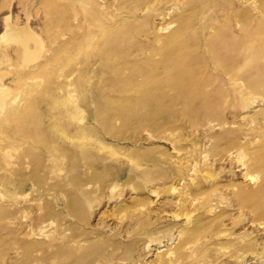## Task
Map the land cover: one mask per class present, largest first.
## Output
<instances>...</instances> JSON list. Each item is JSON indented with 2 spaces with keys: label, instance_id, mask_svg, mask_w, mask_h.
Instances as JSON below:
<instances>
[{
  "label": "rangeland",
  "instance_id": "374dc122",
  "mask_svg": "<svg viewBox=\"0 0 264 264\" xmlns=\"http://www.w3.org/2000/svg\"><path fill=\"white\" fill-rule=\"evenodd\" d=\"M8 25L39 54L4 38ZM181 26L216 109L124 118L155 86L132 73L163 76ZM257 29L262 51L244 68ZM107 31L121 34L106 44ZM217 37L235 49L233 74L212 58ZM0 88V264H264V215L242 199L264 197L247 150L264 135V0H0Z\"/></svg>",
  "mask_w": 264,
  "mask_h": 264
},
{
  "label": "bare ground",
  "instance_id": "6f19581e",
  "mask_svg": "<svg viewBox=\"0 0 264 264\" xmlns=\"http://www.w3.org/2000/svg\"><path fill=\"white\" fill-rule=\"evenodd\" d=\"M183 25H184V22H183ZM181 29H182V26L174 29L170 34H168L166 36V38L164 40V46H163V48L160 51V55H161L160 59H159L158 62H156L157 66H162L164 68L163 76L157 77L155 75V73H154V70L145 71L143 69H137V70H135L132 73V75L143 76L144 79H152V80H154L155 81V86H154L153 90H151L150 93L145 98L140 99V102L132 105L129 108L127 107L128 110L126 109V107H123V108L120 109V113H121V115L124 118L128 117L129 113L131 111L140 110V109L144 110L145 108L149 109V113L148 112L146 113L148 115L144 116V117H146V119L147 118L150 119L151 117H157L160 114H164V116L166 118H171V116H173V114H175L174 112L176 111V109L179 108V106H178V108H176L177 104L182 103L185 113L188 114L191 117L192 121H196V119H198L199 113H200V111L202 109H204L203 110L204 113H205V111L208 112V113H206L207 115L208 114L210 115V113L212 114L211 110L213 111L214 109H216V108L212 109L213 106L216 107L213 104L212 99H218V102H219L220 94L218 92H215L214 93L215 95L214 94H210V90H208V88H206V87L208 86V79H211V77H209L208 75H205L204 73H202V71H203L202 69L203 68L194 67V66L191 65L190 57H191L192 54L194 55V52H191V51L188 50V46L186 44V39H185V37L182 36V30ZM120 34H121V31H119V32L118 31H116V32H114V31L105 32L104 33V40H105L106 44L114 42L116 40V38L118 37L117 35H120ZM3 37L4 38H8V39L16 38V40H18L19 43L22 46V54L27 59H32L33 57L38 55L39 52H40V48H41L40 40L27 27H19V26H14V25H8L6 27V30H5L4 34H3ZM227 39L224 38V37H217V38L212 39L210 41V48L212 47V50H210V51H211V54H212V58L215 59V62L219 66V68L222 69L223 71H226L228 73L233 74L234 70H232V68L230 67L229 61H231L232 58L235 57L234 55H236V54H234V53H236V52H235V49L232 46H230L229 41H227ZM32 40H34L35 43H36L34 48H32L30 46L31 45L30 41H32ZM249 40H251V44L249 45V47H247L248 48L247 52H249V53H248V55H246V58H245V61H244L245 63L243 65L244 68L246 66L248 67V65L252 64L254 58L256 57L255 55L258 52L262 51V48H261L262 46H258L260 43L263 42L262 29H257L255 32H253L252 36H251V39H249ZM215 44H216V47L217 46L223 47L225 49V52L224 51L221 52L219 50H213V47H214ZM106 51L108 53L109 49H106ZM242 51H244V50H242ZM245 51H246V48H245ZM109 55H111L110 52H109ZM112 55L113 56H111V57H113V59H115L114 58V57H116L115 54H112ZM119 79H124V77L120 76ZM122 86H126V83H123ZM0 90H2V89L0 88ZM168 90L171 91L170 96H169V98H165L167 100L163 102L164 96L168 95V93H167ZM166 93H167V95H166ZM3 95H4L3 91L2 92L0 91V99L2 98ZM212 95H213V97H212ZM195 101H198V103H195ZM216 105H219V104H216ZM109 106H111V107L113 106L112 102H111V105H109ZM181 108L182 107H180V109ZM27 111L28 112H32L33 111V107H29ZM145 112H143V113H145ZM176 114L174 116H176ZM207 115L204 116V117H208ZM214 115H215V113H214ZM218 116H220V115H218ZM22 117H20V118H22ZM208 118L210 119V117H208ZM213 118H215V117H213ZM220 118L222 119L223 117H220ZM146 119L143 120V119L140 118V120L145 121V123L148 122V120L146 121ZM189 120H190V118H189ZM20 122H21V120H20ZM197 122H198V120H197ZM219 122L220 121H218V123ZM158 123L161 124V122H158ZM191 123H193V122H191ZM221 124H222V122H221ZM17 125H19V127L22 128L21 123H19ZM258 131H259V128H258ZM226 132L227 131H225V134H226ZM233 132H235V130ZM227 138H229V137H227ZM227 138H226V140H227ZM238 138L240 139V137H238ZM229 140H227V142ZM232 140H233V138H232ZM227 142L225 144H228V143L230 144V142H228V143ZM244 142H246V141H244ZM244 142H241V143H244ZM77 143H78L77 141L73 142L74 145L77 144ZM217 143H220V142H217ZM249 143H247V144H249ZM220 144H223V143H220ZM217 145H216V147H217ZM236 145L237 144H235V146ZM244 145L246 147V143ZM238 146H240V145H238ZM221 147H222V145H221ZM227 147H228V145H227ZM223 150H225V149H223ZM232 150L233 149H231L230 152ZM247 150H248V153L250 152V154H251L252 164L254 166H256L257 169H259L260 174H262V173L264 174V135L254 145L247 146ZM210 151H212V149ZM236 151L237 150H235V152ZM83 152H85V150H83ZM239 155H241V157H242V154L239 153ZM243 156H244V154H243ZM244 160H246L245 157H244ZM240 163H242V162H240ZM246 165H248V164L246 163ZM254 171H255V169H254ZM257 180H258V178H257ZM252 188H254V187H252ZM244 189L246 190V188H243L242 190L244 191ZM255 189L256 190H252L251 189L250 191H245L246 193L243 192L242 194H245L246 196H244L245 198L243 197L242 199H246V202L248 203L247 205H249V203L253 204V202H255L257 204V206L259 207V208L257 207L256 211L259 209V214L261 216H263L264 215V197L263 198H259L261 196V190H260V188L258 190H257V188H255ZM240 194H241V192H240ZM240 194L238 193V195H240ZM257 198H258V200H257ZM239 199L240 198H238V201H239ZM239 202H240L239 204H242L241 201H239ZM202 204H204V202ZM244 204H245V201L242 204V206ZM244 207H246V205ZM249 207H247V208H249ZM250 208L252 209V206ZM253 209L255 210V208H253ZM256 211H255V214L256 213L258 214V212H256ZM257 216H256V219L258 218ZM262 218L263 217H261L260 219H262ZM193 230L186 229L184 232H182V234L185 237L186 242L194 235L193 234ZM197 233H198V231H197ZM182 242H183V240H182ZM183 244L184 243H181L179 245V247H178V253L179 254H180L179 250L181 249ZM171 262H174V261H165L164 263L165 264H167V263L170 264Z\"/></svg>",
  "mask_w": 264,
  "mask_h": 264
}]
</instances>
